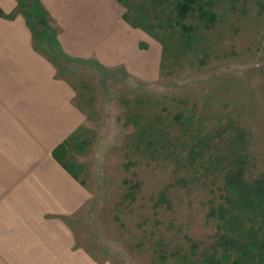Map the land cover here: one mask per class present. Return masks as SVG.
<instances>
[{
	"label": "rangeland",
	"instance_id": "rangeland-1",
	"mask_svg": "<svg viewBox=\"0 0 264 264\" xmlns=\"http://www.w3.org/2000/svg\"><path fill=\"white\" fill-rule=\"evenodd\" d=\"M21 1L45 26L37 3ZM159 1L123 0L133 22L146 17L154 79L94 66L67 76L86 122L65 159L90 196L68 224L99 263L208 248L225 168L243 155L245 175L264 177V0H208L214 24L190 14L184 29Z\"/></svg>",
	"mask_w": 264,
	"mask_h": 264
},
{
	"label": "crops",
	"instance_id": "crops-1",
	"mask_svg": "<svg viewBox=\"0 0 264 264\" xmlns=\"http://www.w3.org/2000/svg\"><path fill=\"white\" fill-rule=\"evenodd\" d=\"M21 2L0 0V264H108L68 224L90 196L54 156L86 122L67 76L94 66L154 79L158 50L119 0H38L45 26Z\"/></svg>",
	"mask_w": 264,
	"mask_h": 264
},
{
	"label": "trees",
	"instance_id": "trees-1",
	"mask_svg": "<svg viewBox=\"0 0 264 264\" xmlns=\"http://www.w3.org/2000/svg\"><path fill=\"white\" fill-rule=\"evenodd\" d=\"M35 2L38 6V0ZM119 2L125 8L124 20L132 27L140 28L151 35L150 30L142 25L146 19L145 15L136 16L133 22L128 15L126 4L123 0ZM159 5H167L170 8L167 15L183 29L181 22L190 14H196L201 21L211 25L216 20L208 0H162ZM22 6L24 5L21 2L20 11L30 19L31 13L24 11ZM43 14L45 17V13ZM0 17L8 16L0 10ZM52 59L55 63L56 56ZM78 133L68 137L54 151V156L76 179L78 178L73 173L72 166L65 158L66 148L73 145ZM243 160V155H237L225 168L221 176V195L218 201L212 202L208 208L207 219L214 223L213 243L199 251L198 243L191 242L186 251L177 248L170 254L157 246V257L161 259L162 264H264V177L248 178L245 175ZM132 189L137 190V186ZM157 245L162 244L159 242ZM165 257H170V262L165 263Z\"/></svg>",
	"mask_w": 264,
	"mask_h": 264
}]
</instances>
